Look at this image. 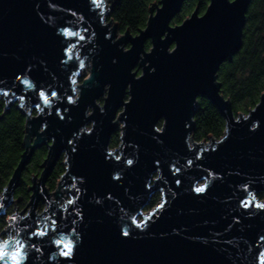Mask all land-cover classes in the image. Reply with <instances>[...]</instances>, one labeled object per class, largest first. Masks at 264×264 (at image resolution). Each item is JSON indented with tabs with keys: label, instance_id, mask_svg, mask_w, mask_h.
<instances>
[{
	"label": "water",
	"instance_id": "95a60500",
	"mask_svg": "<svg viewBox=\"0 0 264 264\" xmlns=\"http://www.w3.org/2000/svg\"><path fill=\"white\" fill-rule=\"evenodd\" d=\"M184 1L159 0L155 8L153 5L150 7V14L143 29L137 34L125 31L115 40V33L119 32L118 25L112 20L104 21L112 9V2L107 5L104 16L98 18L89 11L84 0H51L65 10H79L80 14L85 15L90 28L97 33L86 50H79L85 62L91 61L90 72L97 67V64L103 66L98 74V80L87 90L85 102L80 106L81 114L96 115L92 105L100 107L97 100L102 97L100 96L102 89L106 93L103 97L101 114L97 116L100 131L92 141L84 142L81 146L83 151L90 150L94 144L98 156L105 144L110 145L113 134L118 130V147L120 146L121 129L109 121L104 110L106 109L111 115L117 107L116 113L120 114L121 108L118 106L123 94L122 84L127 79L128 72L139 75L152 67L157 68L156 74L133 90L134 100L129 108L132 123L126 137L130 143L146 142L149 133L148 118L165 111L171 118L170 124L173 130L168 147L172 151L182 150L183 143L191 137L198 97L208 99L223 117L225 128L232 129L228 145L218 153L207 155L204 160V165L211 166L224 176L223 181L217 182L213 187L212 197L206 201L196 200L194 194L188 192V183H185L183 194H178L174 201L170 200L169 210L128 243L119 242L115 236L117 226L130 224L129 216L125 215L129 212L128 208H125L124 212H120L118 208H110L109 210L114 212L112 223L103 227L96 224L94 214L90 215L88 243L80 255V264H228L229 258L231 264H251V254L248 249L251 247L255 251V247L259 246L264 250V242L258 239L261 232H264L262 215L244 218L240 226L224 232L220 239L231 240V244L222 243L218 247H213L208 243L210 233L214 230L223 231L232 217L241 211L237 207V200L241 195V180H247L254 186L252 190L255 195L264 193V172H262L264 171V127L252 138L243 126L247 123L246 120L237 125L236 119L243 113L237 115L233 113L231 103L222 94L221 84L217 80L220 65L230 60L241 47L245 17L252 0H238V7L231 12L219 8L223 0H213L216 6L211 15H208V3L202 14L195 9L181 23L171 24ZM35 3L40 4L44 13L53 14V9L48 6V0H0V54H5V63L9 68L8 76L11 75V71L29 61L34 68L38 62L46 61L48 71L44 72L40 69L38 75L45 80L50 78L54 84H63L65 72L56 62L51 45L44 37V29L40 27L34 9ZM205 16L207 19H204ZM66 17L67 12L56 11L52 22L58 23ZM72 19L74 24L79 26L78 19ZM147 41H150L149 49L145 47ZM122 45H126V48ZM173 45L178 49L175 54L170 51ZM55 54H59L58 49ZM116 57L120 59L118 69L111 64L112 59ZM83 82L81 80V84ZM105 82L113 83L112 91L108 85L103 86ZM128 95H130L129 89L125 88V99ZM4 99L9 106L8 100L14 98ZM15 102H18V105L22 103ZM23 103L26 108L23 110L25 114L23 152L7 185L1 190L0 197L4 196L5 189L12 197L14 196L20 184L22 171L34 151L44 146L46 155L40 164V174L30 178L28 186L30 195L27 204L34 201L35 208L40 202L45 204V208L49 205L57 207L58 202L53 203L49 198L56 196L55 190L58 186L63 184L65 188L68 187L66 181L69 177L61 175L53 191H49L45 184L58 160L65 157L63 173H68L70 166L72 174L86 171L83 165L73 164L74 154L69 151L71 146L67 143L68 139H80L73 130L80 126V119L83 116L73 122L64 123L55 115H41L34 110L33 99ZM33 110L34 115H32ZM243 115H264V92L256 105ZM115 119L116 117H113V120ZM161 119L163 120V117ZM95 123H90L88 128L93 127ZM85 126L86 124L83 125ZM156 126H160V123L158 122ZM225 135L227 133L223 130V134L218 139L210 136L206 142L194 141L192 138L191 141L202 142L207 148L211 140L219 141ZM212 146L217 147V145ZM135 148L136 145L133 144L131 149L124 150L129 158L136 154ZM108 150L111 151L110 147ZM142 171L143 165L135 178L129 181V186L118 191L116 199L122 202H134L133 208L147 217L155 206L147 212L144 211L151 196L139 191L138 184L141 181L153 180L154 174L151 177L145 176ZM237 172L240 173L239 176L235 174ZM186 177L189 181L195 182L194 177L187 174ZM256 177L259 179L257 180ZM97 181L98 178L89 173V187H97ZM229 192L233 194L230 196ZM94 196L100 198L95 192L89 194L85 204L89 210L96 207L92 203ZM60 198L65 200L63 195ZM12 201L16 203L17 199ZM257 201L264 203L258 199ZM14 212L22 214L16 207L12 214ZM131 214L134 215L135 212ZM21 227L22 224L16 225L10 235L16 236Z\"/></svg>",
	"mask_w": 264,
	"mask_h": 264
},
{
	"label": "snow or ice",
	"instance_id": "6c2138e0",
	"mask_svg": "<svg viewBox=\"0 0 264 264\" xmlns=\"http://www.w3.org/2000/svg\"><path fill=\"white\" fill-rule=\"evenodd\" d=\"M84 3L89 11L98 18H102L104 11L107 10L105 0H84ZM48 6L53 9V14L56 11L67 12L65 19L58 23L52 22L53 14L44 13L39 3L34 4L40 27L44 29V37L51 45L56 62L65 72L64 83L54 84L50 78L45 80L38 75L40 69L44 72L48 71L46 61L38 62L35 68L29 61L11 71V75L8 76L9 68L5 63V54L2 53L0 54V97L14 98L8 100L9 105L13 104L14 101H21L22 103L18 105L20 108L24 107L23 102L33 99L34 110L41 115H55L59 121L64 123L80 119L82 115L80 126L73 130L80 139H68L67 143L71 146L69 151L74 154L73 164L83 165L86 171L72 174V167L70 166V171L62 174L69 177L66 181L68 187L65 188L63 184L58 186L55 190L56 196L49 198L51 202L55 203L59 201L61 195L68 193L67 199L58 203L57 207L49 205L39 213L36 212L35 202L30 201L26 209L19 210L22 214L14 212L12 215H8L12 196L7 189L4 190V196L0 197V221L3 222V228L0 229V264H52V262L55 264H80V255L88 243L90 215L94 214L96 224L103 227L112 223L114 212L110 211V208H118L120 212H124V209L128 208L129 212L125 215L129 216L130 224L115 228L116 239L121 243H128L143 233L150 223L155 222L169 210L170 200L174 201L178 194H183L185 183H188V192L194 194L196 200L206 201L212 197V189L216 183L224 179L218 170L204 165V160L207 155L218 153L228 145L232 132L229 127L224 129L227 135L219 141L211 140L207 148L202 142H193L191 137H188L183 143L182 150L172 151L168 147L169 138L173 131L170 124L171 118L167 112L162 111L148 118L149 133L146 142L132 141L130 143L126 139L132 123L129 108L134 100V87L138 88L145 80L154 76L157 72L156 67L148 69L147 72H141L139 75H132L129 71L127 79L122 84L123 94L118 106L121 108V113H116L117 107L111 115L107 113L106 109L104 110L109 121L121 129L120 146L109 151L110 145L105 144L98 156L94 144L90 150L83 151L81 146L84 142L86 140L92 141L96 133L100 131L97 116L101 114L103 106L92 105L96 115L81 114L80 106L85 102L87 90L93 87L94 82L98 80V74L103 66L97 64L92 72L85 73L87 64L85 59L81 58L79 50H86L96 38L97 33L90 28L85 15L80 14L79 10H65L52 3L51 0H48ZM214 6L216 5L213 0H209L208 15H211ZM237 7L238 0H223L219 5V8L225 12H231ZM72 18L78 19L79 26L74 24ZM204 19L207 17L205 16ZM57 49L59 54H55ZM170 51L175 54L178 49L173 45ZM119 61V57L112 59V66L118 69ZM78 78L84 82L81 84ZM104 85H108L112 91V82H105ZM125 88L129 89L130 92L127 99L124 96ZM103 94L104 89H102L100 96ZM113 117L116 119L113 120ZM245 120L247 123L243 126L252 138L260 133L264 127V115L245 116L241 114L235 123L239 125ZM93 122H96L93 127H83V125ZM158 122L160 126H156ZM45 127H47L46 124ZM133 144L136 145V154L129 158L124 150L131 149ZM212 145H217V147ZM142 165V174L150 177L154 174V179L141 181L138 184V190L148 196L156 192L160 194L155 209L147 217L133 208L134 202H122L116 199L118 191L129 186V181L135 178ZM89 173L98 178V186L95 188L89 187ZM186 174L194 177L195 182L189 181ZM235 174L240 175L239 172ZM256 179L258 180L259 177ZM240 183L242 187L240 189L241 195L237 200V207L241 211L232 217L223 231L214 230L210 233L208 243L213 247H218L222 243L231 244V240L220 238L224 232H229L233 227L240 226L242 219L257 215L264 216V203L257 201L252 190L254 186L247 180H241ZM92 192H95L100 198L93 197L92 203L96 207L89 210L85 204ZM232 194L229 192L230 196ZM16 199L21 203L23 202L20 197ZM121 204L123 206H120ZM132 212L135 214H131ZM19 224H22L20 232L16 236L10 235L15 226ZM258 239L264 242V232H261ZM248 251L251 254V264H264V250L256 246L255 251L251 247ZM228 264H231L230 258Z\"/></svg>",
	"mask_w": 264,
	"mask_h": 264
},
{
	"label": "trees",
	"instance_id": "16d2710c",
	"mask_svg": "<svg viewBox=\"0 0 264 264\" xmlns=\"http://www.w3.org/2000/svg\"><path fill=\"white\" fill-rule=\"evenodd\" d=\"M159 0H112L113 6L106 20H112L118 25L119 33L129 31L137 34L146 25L150 14V7ZM209 0H185L181 10L171 21L179 24L195 9L202 14ZM146 49L150 41L146 42ZM217 80L221 84V92L228 98L233 113L246 114L258 102L264 92V0H253L248 9L242 31L241 47L230 60L224 61L218 71ZM25 107H18V102L9 106L6 100L0 97V191L7 185L9 178L16 167L23 152V138ZM35 114V111L32 115ZM225 128V122L217 108L208 100L198 97V108L193 116V129L190 133L192 140L204 141L209 137L220 138ZM119 143V130L113 134L110 148ZM46 153L45 147L43 148ZM46 155V154H45ZM31 157L28 165L21 173L20 184L14 192V197L22 198L23 202L29 199L27 186L33 175L40 174L42 160L33 161ZM45 157V156H44ZM61 157L48 177L46 187L53 191L57 178L65 170ZM33 165V166H31ZM257 199L264 198V193L256 194ZM158 192L151 195L144 210H149L159 201ZM3 222L0 221V228Z\"/></svg>",
	"mask_w": 264,
	"mask_h": 264
},
{
	"label": "rangeland",
	"instance_id": "374dc122",
	"mask_svg": "<svg viewBox=\"0 0 264 264\" xmlns=\"http://www.w3.org/2000/svg\"><path fill=\"white\" fill-rule=\"evenodd\" d=\"M105 2H106V8H107V5H110V0H105ZM158 3V2H157ZM157 3L156 4H153V8H155L156 7V5H157ZM107 17V16H106ZM106 17H105V19H104V21L105 22H108L107 20H106ZM120 34L121 33H119V32H116L115 33V37H114V39L116 40L118 37H120ZM122 47H124V48H126V45H122ZM86 64H87V67H86V69L84 70L85 71V73H89L90 72V70H91V61L90 60H88L87 62H86ZM139 73H140V71H139ZM78 80H79V82L81 83V80L82 79H80V78H78ZM106 93V92H105ZM105 93L103 94V96L101 97V98H99L98 100H97V104L99 105V106H101L102 104H103V97L105 96ZM27 111V110H26ZM34 112V110L32 111V113ZM90 126V124H86V128H88ZM118 147V145L117 146H115V147H113V148H110V150H113V149H115V148H117ZM44 148V146H41V147H39V148H37L35 151H34V153H33V155H34V157H33V161H40V160H43V158H44V156H45V150L43 149ZM46 149V148H45ZM32 155V156H33ZM64 160H65V157L63 158V160H62V162L64 163ZM65 164V163H64ZM28 165V164H27ZM31 166H33V165H31ZM39 166H40V163H39ZM61 177V176H60ZM60 177L59 178H57V180L55 181V182H57V184H58V179H60ZM57 184H56V187H57ZM30 185V183L28 184V186ZM28 186H27V189H28ZM49 190V189H48ZM50 191V190H49ZM2 193V191H0V194ZM28 193L30 194V191H28ZM63 196L65 197V199H67V197H68V193H65V194H63ZM256 196V195H255ZM17 197H12V199H16ZM264 199V198H263ZM259 200V199H258ZM23 201V200H22ZM64 201V199H62V198H60L59 199V201H57L58 203H61V202H63ZM29 202V199L27 200V201H25V202H20L19 200H17V202L16 203H14V201H11V207H9V209H8V215H11L12 214V212H13V210L15 209V207H16V209L19 211V210H22L23 209V207L27 204ZM29 205L27 204V206L25 207V209L28 207ZM45 209V204L43 203V202H40L38 205H37V207H36V212H41V211H43ZM146 212V211H145Z\"/></svg>",
	"mask_w": 264,
	"mask_h": 264
},
{
	"label": "built area",
	"instance_id": "2783aa9c",
	"mask_svg": "<svg viewBox=\"0 0 264 264\" xmlns=\"http://www.w3.org/2000/svg\"><path fill=\"white\" fill-rule=\"evenodd\" d=\"M112 2V0H110V3ZM207 140H204V142H206ZM64 158V157H63ZM65 161V160H64ZM260 201H264V199L262 198V199H259ZM144 211H148V210H144ZM3 228V226H1V228L0 229H2Z\"/></svg>",
	"mask_w": 264,
	"mask_h": 264
},
{
	"label": "flooded vegetation",
	"instance_id": "af4514ba",
	"mask_svg": "<svg viewBox=\"0 0 264 264\" xmlns=\"http://www.w3.org/2000/svg\"><path fill=\"white\" fill-rule=\"evenodd\" d=\"M253 1V0H252ZM251 1V2H252ZM251 2H250V4H249V7H250V5H251ZM258 2L260 3V2H262V0H258ZM249 7H248V9H249ZM247 13H248V11H247ZM247 13H246V16H247ZM245 19H246V17H245Z\"/></svg>",
	"mask_w": 264,
	"mask_h": 264
}]
</instances>
